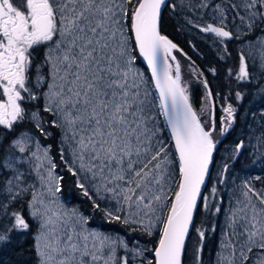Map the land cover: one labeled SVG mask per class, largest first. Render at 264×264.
Listing matches in <instances>:
<instances>
[{
	"label": "snow or ice",
	"instance_id": "obj_1",
	"mask_svg": "<svg viewBox=\"0 0 264 264\" xmlns=\"http://www.w3.org/2000/svg\"><path fill=\"white\" fill-rule=\"evenodd\" d=\"M167 7L169 0H0V244L10 243L13 233L31 234L36 264H134L145 251L153 254L148 264H183L198 204L209 206L201 189L219 141L207 80L205 122L183 86L177 45L161 34ZM187 7L211 8L213 22L195 26L220 38L225 54V41L248 38L249 50L238 52L229 77L251 82L249 68L257 62L264 75V0H200ZM136 52L158 96L134 67ZM235 97L241 101L244 94ZM157 109L174 152L159 136ZM222 110L224 136L236 108L229 103ZM257 140L264 144V132ZM54 143L62 161L73 157V175L83 172L98 196L111 194L115 208L107 217L157 236L152 249L91 230L87 217L59 202ZM243 147L238 142L233 155ZM78 186L89 195L84 183ZM197 232L203 241L205 231ZM222 235L217 264H264V189L244 183Z\"/></svg>",
	"mask_w": 264,
	"mask_h": 264
},
{
	"label": "rangeland",
	"instance_id": "obj_2",
	"mask_svg": "<svg viewBox=\"0 0 264 264\" xmlns=\"http://www.w3.org/2000/svg\"><path fill=\"white\" fill-rule=\"evenodd\" d=\"M200 0H169V7L171 9V4L175 3L177 5V8L174 10L178 15H180L182 19V28L186 31L194 35L195 37H202L204 40L209 43L211 48L215 50L216 52H223L224 44L220 42V38H217L214 36V34L211 33H204L199 30L195 25L196 24H205L206 22L212 23L211 20V8L209 9H200V8H194L189 9L187 5L189 3L192 4H199ZM221 0H211L212 4L220 3ZM191 20L192 23H188V21ZM228 24L229 28L232 27L231 23V13L229 14L228 18ZM247 39L245 38V42L242 43L239 40L233 39V46H235V50L237 53V61H238V52L240 50H243L246 54L248 52L247 47ZM251 39H254V36L251 37ZM225 43V42H224ZM177 50L173 51V55L177 58ZM179 60V59H178ZM140 65V64H139ZM134 67L143 74L145 80L147 81V87L151 91L152 95L155 97L152 88L149 84V81L147 80V75L145 68L142 66H138L136 63ZM145 71V73L143 72ZM250 73L253 75V79L251 82H240L244 83L245 86H247L248 92H246L245 97L241 101H237L236 97L235 100L237 101V107L238 112H236V118L235 122L232 126V132L230 134V141L222 143L218 149L214 152L215 161L211 164V169L209 171V175L207 178V181L202 189V196L208 197V208L205 209L203 201H201L198 204V219H197V225L195 226L193 233L194 235L189 240L187 250H186V261H193L196 259L197 255V248L199 243V235L197 232V229L203 230L206 228L208 232H212L214 234V241L212 250L209 257V264H217L218 255L220 253V242L223 239V232L225 231V225H226V219L227 215L229 214V210L236 207V201L237 199H242V191H243V185L245 182H247L250 186H252L255 190L259 191L263 188L258 187L256 183L254 182L256 180V177L264 172V144H261L258 142L257 137L261 135L262 132H264V75L261 74L258 62L256 67L250 66L249 68ZM193 74V71L191 68L187 66H183V69L181 70V77H182V83L183 86L186 87V84L191 81V76ZM234 79V78H233ZM235 82H237L234 79ZM238 83V82H237ZM247 91V90H246ZM245 92V91H243ZM229 98L230 96H224ZM225 101H222V105ZM157 103V101H156ZM158 104V103H157ZM205 104V98L202 99L201 102V109L204 107ZM216 106L217 110L219 112H223V108H219L220 103H217ZM201 109L198 110V114H201V119L206 122V119L208 117V114L206 112H201ZM154 114L156 115V124L157 127L161 130L159 132L160 138L164 140L166 145L173 151L172 146L170 144L169 137L166 132L165 125L162 121L161 115L158 112V109L154 111ZM221 115V119L224 116ZM221 129V125H220ZM230 132V131H229ZM220 135V134H219ZM228 137V138H229ZM243 141L244 147L241 149L240 154L238 156L233 155V149L235 148V145ZM55 147V154L59 158V162L63 164V166L69 171V166L71 165L74 169L77 168V165L73 164V157L71 154H66L65 161H62L60 159V154L57 150V145L54 143ZM225 165H227V171H224ZM224 167V168H223ZM72 175L73 173L69 171ZM55 175L56 172L54 173ZM211 176V177H210ZM74 177V185L78 186V182L84 183L85 187L88 188L89 195L88 199L89 201L93 203L95 200V203L99 205V211L102 213L105 219H110L106 216V210L114 209L115 208V201L112 200L110 193H101L99 196L96 194L95 188L92 186V184L89 182V180L85 179V174L83 172H78L77 175H73ZM79 187V186H78ZM80 188V187H79ZM215 188V194H212V189ZM82 192L83 189L80 188ZM58 196V194H57ZM59 197V196H58ZM59 202L63 204L68 209H77L82 215H84L77 206L68 205L65 202H63L59 198ZM258 203V201H257ZM19 207V206H18ZM218 207L220 209L219 212H215V208ZM25 218H28L27 208L26 205L23 209ZM85 216V215H84ZM86 217V216H85ZM89 220V219H88ZM30 224H32L33 229L35 228V223L29 220ZM90 222H93L92 225L88 224L87 227H89L91 230H96L99 232H102L104 234L111 235L113 237H120L126 240L129 244L130 248H144L143 244L136 240L133 237H129L130 234L127 235V237H123L120 234H117L110 230H104L101 228H98L94 223L97 221L95 219L90 220ZM200 223V225H198ZM204 224V226H202ZM130 227H135L136 229H140L138 225H128ZM31 235V234H30ZM155 235V234H153ZM15 238H18L16 241H20L21 235L13 233V238L10 243H13V240ZM32 239V237H31ZM197 239V245L195 248L194 254L191 253L193 250L194 242H196ZM10 243L6 244H0V249L7 247L10 245ZM33 245V240H32ZM33 256L35 258V264H36V257L35 252L33 250ZM120 255H124V250H120ZM144 260V264H148V261L150 260L149 257L144 252V256L138 257L134 264H140V260Z\"/></svg>",
	"mask_w": 264,
	"mask_h": 264
},
{
	"label": "trees",
	"instance_id": "obj_3",
	"mask_svg": "<svg viewBox=\"0 0 264 264\" xmlns=\"http://www.w3.org/2000/svg\"><path fill=\"white\" fill-rule=\"evenodd\" d=\"M181 25L182 19L174 10L168 7L162 10L161 34L166 35L177 45V60L179 59L178 61L181 66V70L183 69V66H187L193 71L191 81H189L185 87L193 109L199 113L198 110L201 109L202 99L205 98L206 94L203 81L207 80L209 88L212 90L214 97H216L215 105L217 106V103H220L219 108H223L231 103L236 108V112H238V108H240V106L237 107L238 104L235 100V93L239 91L243 93L245 97L249 88L245 86L244 83H237L232 77L228 76V69H235L238 66L237 53L235 46H233L234 40L225 41L230 55L225 54L224 48L223 52H216L211 48L206 40L202 37H195L191 33L186 32ZM135 63L139 67L141 66L139 65L140 63L137 59ZM210 69H216L215 74H213ZM143 72L145 73L144 70ZM229 93H231V95H229ZM224 96L230 97L225 99ZM222 101H225L223 105L221 104ZM216 108L217 107H215L216 130L213 133L214 139H217L220 134L219 123L221 121L220 117L223 115V112H219ZM199 115L201 117V114ZM207 121L208 117L206 119V122ZM230 130H232V128ZM228 135L229 133L223 137L221 136L218 140L219 143L217 144V149L220 144L224 143V141L228 139ZM52 156L57 165L55 172L57 176L62 178L59 184L61 191L57 193L59 198L68 205L77 206L78 209L89 219L88 224L92 225L93 222H90V220L95 219L97 222L94 224L98 228L113 231L123 237H127V235L130 234L129 237L131 236L140 241L144 248L148 250L155 246L157 241L156 235L149 236L142 230L130 227L121 221L105 219L99 209L89 201L88 196L84 195V192H82L78 186L74 185V177L63 166V164L59 162V158L55 154L54 144ZM254 182L258 187L264 189V172L259 174ZM197 219L198 208L194 214L193 226L190 228L189 236L186 238V249L183 256V264H209L214 234L213 231L209 233L206 228L203 229V231H205L204 240L201 241L199 238L198 247L202 245V250L199 253V259L196 255L195 260L186 261L187 246L189 240L194 235L193 230L197 225ZM198 225H200V223ZM202 226H204V224H202ZM17 239L18 238H15L13 243H10L9 246L0 249V264H35L31 235H21L20 241H16ZM197 242L198 241L196 239V242H194L193 245V250L191 251L192 254L195 252ZM145 254L150 258V260H152L151 251H145Z\"/></svg>",
	"mask_w": 264,
	"mask_h": 264
},
{
	"label": "water",
	"instance_id": "obj_4",
	"mask_svg": "<svg viewBox=\"0 0 264 264\" xmlns=\"http://www.w3.org/2000/svg\"><path fill=\"white\" fill-rule=\"evenodd\" d=\"M135 54H136V56H137V60H138V62L140 63V65H141L143 68H145V70H146V75H147V77H148V79H149V82H150V84H151V87H152V90H153V92H154V95H155V96H158V93L156 92L155 87H154V82L152 81L151 70L148 68L147 63H146L141 57H139L138 52H136ZM157 103H158V100H157ZM161 118H162V121H163V123H164V125H165L166 132H167V135H168L169 140H170V144H171L172 149H173V152H174V151H175V149H174V142H173L172 139H171L170 129L167 127V125H166V121H165V118H164L162 115H161ZM220 137H221V135H220L216 140H219ZM206 179H207V177H206ZM205 183H206V181H205ZM203 187H204V186H202V189H203ZM202 189H201V192H202ZM152 257H153V254H152Z\"/></svg>",
	"mask_w": 264,
	"mask_h": 264
},
{
	"label": "bare ground",
	"instance_id": "obj_5",
	"mask_svg": "<svg viewBox=\"0 0 264 264\" xmlns=\"http://www.w3.org/2000/svg\"><path fill=\"white\" fill-rule=\"evenodd\" d=\"M228 133H229V132H228ZM219 136H220V135H219ZM219 136H218V137H219ZM218 137H217V138H218ZM222 137H223V136H222ZM220 138H221V137H220ZM220 138H219V139H220ZM227 141H230V137L227 139ZM227 141H226V142H227ZM220 145H221V144H220ZM216 150H217V149H216ZM241 151H242V150H241ZM210 169H211V165H210ZM210 169H209V171H210ZM210 177H211V176H210ZM207 178H208V176H207ZM208 179H209V178H208ZM206 181H207V179H206ZM202 193H203V192H202ZM76 204H77V203H76ZM34 259H35V258H34Z\"/></svg>",
	"mask_w": 264,
	"mask_h": 264
},
{
	"label": "flooded vegetation",
	"instance_id": "obj_6",
	"mask_svg": "<svg viewBox=\"0 0 264 264\" xmlns=\"http://www.w3.org/2000/svg\"><path fill=\"white\" fill-rule=\"evenodd\" d=\"M220 125H221V121H220V123H219V128H220ZM232 131L230 130V132L229 133H231ZM228 136H230V134L228 135ZM227 140V139H226ZM226 140L224 141V142H226ZM216 159H215V157L213 158V163H214V161H215ZM224 168V167H223Z\"/></svg>",
	"mask_w": 264,
	"mask_h": 264
}]
</instances>
